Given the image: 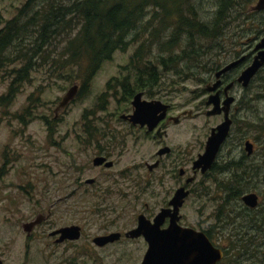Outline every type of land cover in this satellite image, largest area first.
<instances>
[{
  "label": "flooded vegetation",
  "instance_id": "obj_1",
  "mask_svg": "<svg viewBox=\"0 0 264 264\" xmlns=\"http://www.w3.org/2000/svg\"><path fill=\"white\" fill-rule=\"evenodd\" d=\"M262 35H264V29L250 39L254 43L252 42L248 46L246 53L233 55L231 60L219 64L213 70L211 80L204 79L206 84L202 91H206L208 95L204 100L205 107L203 109H201V105L197 106L196 111H193L192 107L177 109L170 101L162 100L159 97H149L155 93L152 88L158 86L156 84L159 80H157L145 88L133 90L129 96L125 97V101L130 97L131 108L119 114V118L124 120L127 125L119 130V139H116L115 135L116 125L112 126L108 123L103 126L92 123L73 125L71 129L67 128L61 133L63 125L47 123L46 137L48 140L45 141L47 149L50 146H55L61 152L68 154L70 150L66 149L63 143L71 136L78 143L76 158L79 159L81 151L91 150V163L94 167H112L115 160L111 158V149L116 145V141L122 145L125 143V139L127 142L128 136L133 137L134 142H137L139 137H142L143 140L151 139L157 146L152 153L153 158L150 161L147 159L142 161L147 168V173L139 176L140 184L137 180L134 183L125 171L107 177L101 176L102 173L82 177L86 166L80 165L81 163L73 157V174L68 172L64 175L65 178H72L73 188L61 187V196L58 200L77 196L74 206L78 207L79 201H81L80 196L82 198L87 196L93 204L91 211L97 210V217L95 221L78 220L57 223L55 220L49 219L52 211L48 208L47 212H38L33 218L16 223L12 226V233L14 235L19 233L22 236L24 259L32 254V251L36 249L34 243L38 242L41 244L38 250L42 253L43 259L50 260L51 264L54 257L58 258L55 264H111L106 259L112 254V245H117L118 249L128 242H135L140 257L139 264H141L144 254L149 248V239L143 234L130 235L128 231L137 226L138 216L143 213L146 218L157 225L158 230L168 228L176 223L182 228H192L197 232H203L213 246L211 247L210 258L212 261L210 264H264V172L259 171L258 174L261 173V176L258 177L256 176L258 171L256 173L252 171L260 169L261 165L257 164L254 159L256 143L249 138V132L256 131L257 127L260 132L264 131L260 125L253 123L252 119L255 120V117L249 118L259 108L256 106L259 105L258 102L264 101V93L256 91L253 86V81L259 79L262 76L261 73L264 72V63L246 84L238 79L241 72L257 54L258 49L255 48V45ZM238 58L240 60L236 64L219 75L216 74L225 64ZM216 80L219 82L214 88L208 90L207 87H211ZM120 89L122 98L124 86L120 85ZM139 91L142 92V99H160L168 105L164 116L159 118L152 128L146 123H132L121 116L133 112L131 101ZM210 99L212 100L210 101ZM214 99H217L219 110L210 113L208 111L213 107ZM226 99H229L228 102H224ZM208 101L210 102L208 103ZM67 105L59 109L58 112L54 111V117L57 118L59 112L64 110ZM173 110L176 112H172ZM86 111L85 109L83 116L88 114L95 116L96 120L98 119L95 115L96 109L88 110L89 113ZM202 113L219 116L220 120L210 125L199 149L195 154H192L190 142L184 146L174 144V141L183 136L187 129H183L180 134H177L170 126L186 123V120ZM226 117L230 119L227 133L219 143L211 162L206 164L203 155L209 136L213 129L215 132L217 131V125L223 122ZM186 126H188L187 123ZM56 136L59 139H56ZM99 157L104 159L98 163L94 162ZM108 161L111 162L110 165L106 164ZM153 173L155 174L152 176ZM110 178H114V180ZM203 178L213 180L215 194L210 195V199L217 198L220 202L216 204L213 211L214 221L197 220L192 222L187 220L183 208L188 197L196 191L195 185L198 184L201 189L205 190L203 185L206 181ZM101 179L109 180L110 184L104 186ZM126 180H130L128 187L137 191L145 190L155 181L162 191V196L156 203L159 205L158 208L155 211L150 210L149 203L145 201L144 209L137 213L136 222L131 226H127L126 220H121L124 217L122 213L125 212L126 205L131 204V201L127 200ZM85 185L97 186L87 187ZM179 190L183 193L181 202L177 195ZM159 195L157 191L156 197ZM202 195H204V191L200 193L199 199L202 198ZM113 202H118L119 205H115ZM224 206H227L228 212L235 213L233 220L228 215H226V220L221 218L220 210ZM160 212L165 214L162 215L161 220L155 221L154 217ZM98 218L101 220L98 221ZM230 221L242 222V224L238 223L240 229L229 230V228L231 229L228 224ZM96 223L102 230H95ZM9 238L12 239V237ZM157 240H165L169 244L170 241L183 243L177 246L160 243L156 246L157 253L167 249L170 251L171 264H188L191 261L192 250H196L199 254L203 249H207V246L198 242L201 240L199 236H168L167 239L158 237ZM6 244L0 242V264H15L8 254L9 247ZM117 255L119 258L127 256L126 250H120ZM206 262L208 261L201 262V264Z\"/></svg>",
  "mask_w": 264,
  "mask_h": 264
},
{
  "label": "rangeland",
  "instance_id": "obj_2",
  "mask_svg": "<svg viewBox=\"0 0 264 264\" xmlns=\"http://www.w3.org/2000/svg\"><path fill=\"white\" fill-rule=\"evenodd\" d=\"M25 1L0 0V26L4 24L5 20L14 17ZM255 2L256 0H245V7H237L231 11L230 14H232L227 18V25L222 36L207 40L211 44H216V49L210 56L211 61L216 59L218 64L227 62L232 59L233 55L246 53L248 46L252 42L254 43L250 39L264 29V10L252 9L251 6ZM212 3H214L213 0L196 1L195 7L202 19L211 18L207 8L209 9ZM36 4L31 5L32 8L29 7V10L36 9ZM63 33L52 37L53 44L49 49L55 48ZM137 34L139 37L141 32ZM137 43L138 40H133L125 49H116L110 58L101 63L87 83H83L82 78L76 76L79 73L77 66L56 70L55 67H50L49 61L41 62L37 65L38 67L36 66L38 69L32 72L31 77L19 85L15 95L0 104V242L7 243L8 254L15 264L21 262L51 264L50 260L43 259L42 253L38 250L41 244L38 242L34 243L36 249L32 251V254L24 259L22 236L19 233L17 235L12 233V226L16 223L33 218L38 212H47L48 208L52 211L49 219L55 220L57 223L78 220L95 221L97 210L91 211L93 204L87 196L83 198L80 196L81 201H79L78 207L74 206L77 196L58 200L61 196V187L73 188L72 178H65L64 175L68 172L73 174L72 159L76 158L78 143L71 136L63 143V146L70 150L68 154L61 152L55 146H50L47 149L45 144V141L48 140L46 125L47 123L63 125L61 133L67 128L71 129L73 125L92 123L103 126L108 123L112 126L116 125L115 135L116 139H119V130L127 126L126 122L119 118V114L131 108L130 97L127 98V101L121 99L120 85L125 84L128 80L132 81L134 78L136 71H131L134 69L129 68L128 65ZM156 54V50L148 51L143 59L161 74L160 80L156 84L158 86L152 88L155 93L149 97H159L162 100L170 101L177 109L192 107L193 111H196L199 105L203 109L205 107L204 100L208 95L206 91H202L206 84L204 79L211 80L213 71L202 67L191 69L185 63L177 69L168 70L156 61ZM142 61L141 64L145 63ZM261 75H264V72ZM9 83L10 77L0 73V95L8 91ZM74 83L78 85L74 99L55 118L54 109L64 93ZM253 86L256 91L264 93V79H256L253 81ZM258 103L259 105L256 106L259 108L249 118L255 117V120L252 119L253 123H257L264 129V101L261 100ZM27 105L32 107L30 114L25 111ZM85 109L86 113H89L88 110L96 109L95 115L98 119L96 120L93 115L83 116ZM175 110L172 112L175 113ZM19 114L26 119L25 122L20 121ZM219 120V116L202 113L186 120L188 126L186 123L170 126L177 134H180L183 129H187L183 136L174 141V144L184 146L190 142L191 152L195 154L210 125ZM249 133V138L256 143L255 162L261 165L260 169L252 171L255 173L258 171L256 176L260 177L264 172V131L260 132L257 127L256 131ZM55 138L59 139L58 136ZM156 146L151 139L143 140L142 137L134 142V138L128 136L127 142L125 139L123 145L116 141V145L111 149V158L115 160V164L109 168L94 167L91 163V150L81 151L79 159H74L79 161L80 165L86 166L82 177L100 173H102L101 176L107 177L125 171L134 183L137 180L140 184L139 176L147 173V168L142 161L144 159L150 161L153 158L152 153ZM250 160L252 161V159ZM259 171H261L260 175ZM110 179L114 180V178ZM203 180L206 181L203 185L205 190L201 189L198 184L195 185L196 191L188 197L183 208L187 220L192 222L197 220L214 221L213 211L216 204L220 202L217 198L210 199L215 194L213 180L206 178ZM101 181L104 186L110 184L109 180L101 179ZM129 181L126 180L125 187L128 193L127 200L131 201V204L126 205L125 212L122 213L124 217L121 219L127 221V226L136 222L137 213L144 209L145 201L149 203L150 210L155 211L159 206L156 203L162 196L161 187L155 181L145 190L138 191L128 187ZM66 183L68 186L65 185ZM85 186L96 187L97 185ZM157 191L160 194L158 197H156ZM203 191L204 195L199 199L200 193ZM113 204L119 205L118 202H113ZM226 207L224 206L220 210L221 218L226 220V215H228L233 220L235 213L228 212ZM100 220L98 218V221ZM238 223L242 224V222L230 221L228 224L231 229L229 228V230L232 231V228L235 231L239 230ZM94 228L96 231L102 230L97 223ZM11 241L13 243H10ZM123 249L126 250L127 256L119 258L117 254ZM111 252L112 254L106 259L111 264H139L140 257L135 242H128L118 249L117 245H112ZM57 259V257L52 258V264H55Z\"/></svg>",
  "mask_w": 264,
  "mask_h": 264
},
{
  "label": "trees",
  "instance_id": "obj_3",
  "mask_svg": "<svg viewBox=\"0 0 264 264\" xmlns=\"http://www.w3.org/2000/svg\"><path fill=\"white\" fill-rule=\"evenodd\" d=\"M196 1L26 0L17 14L0 26V73L10 77L0 104L15 95L41 62L49 61L56 70L77 66L76 76L87 83L104 60L133 40L138 43L128 67L136 73L132 81L122 84V100L133 90L160 80V72L143 60L148 51L156 50V61L168 70L185 63L191 69L213 71L219 65L210 58L216 44L207 40L222 36L230 12L245 7V0H213L207 8L211 18L206 19L200 17ZM35 3L36 9L30 11ZM62 32L55 48L49 49L52 37ZM25 111L30 114L32 107L27 105ZM18 118L26 121L21 114Z\"/></svg>",
  "mask_w": 264,
  "mask_h": 264
},
{
  "label": "water",
  "instance_id": "obj_4",
  "mask_svg": "<svg viewBox=\"0 0 264 264\" xmlns=\"http://www.w3.org/2000/svg\"><path fill=\"white\" fill-rule=\"evenodd\" d=\"M254 10H264V0H256V2L251 6ZM255 48L258 49L257 54L254 56L252 62L241 72L240 76L238 77L239 81H242L243 84H246L250 77L256 72V70L264 63V35L260 38V40L256 43ZM240 58L232 60L225 64L223 67H221L217 71V75H219L221 72L225 71L226 69L230 68L232 65L236 64ZM219 82V80L214 81L213 85L211 87H207V89L211 90L214 88V86ZM78 85L74 83L72 86L68 88V90L64 93L60 101L58 102L56 108L54 109L55 112H58L59 109L66 106L75 96L77 91ZM142 92H137L131 103L133 105V112L128 114H122V117H125L126 119L130 120L132 123H146L149 127H153V125L156 123V121L164 116L167 104L163 103L160 99H151V100H145L141 98ZM212 99H210L211 101ZM217 100V99H216ZM216 100L214 99L213 107L208 111L210 113L217 112L219 110ZM229 99H226L224 102H228ZM208 101V103L210 102ZM230 123V119L226 117V119L217 125V131L215 132L213 129L212 134L209 136V139L207 141L206 145V151L204 153V160L206 164H209L211 160L213 159L215 152L219 146V143L223 140L225 137L228 126ZM206 158V159H205ZM103 157H99L95 159L94 162L98 163L100 160H103ZM98 160V161H97ZM204 160L201 159L202 162ZM207 160V161H206ZM106 164L110 165L111 162L108 161ZM205 167L207 165H204ZM177 195H179V201L181 202V198L183 193L181 190L177 191ZM165 214L164 212H160L154 217V220H161L162 215ZM156 224H153L150 219L146 218V216L141 213L138 216V224L135 228L128 231V234L130 235H139L143 234L145 237H147L149 240V248L145 252L144 257L142 259L141 264H171V257L169 256L170 251L167 250H161L160 253H157L158 250L156 249V246L160 243H165L168 245H180L183 243L180 242H174L170 241L165 242V240H157L158 237H163L165 239L168 238V236H187V237H195L199 236L201 240H199V243L204 244L207 246V249H203L202 252L198 254L196 250H192V256L191 261L188 264H201V262H205L206 260L208 262L202 263V264H210L212 261L211 257V247L212 244L206 237V235L203 232H197L196 230L192 228H182L176 223L174 225H170L168 228L158 230ZM193 244L192 242L190 243ZM178 254V251H177ZM177 256V255H176ZM207 257V259H205Z\"/></svg>",
  "mask_w": 264,
  "mask_h": 264
}]
</instances>
